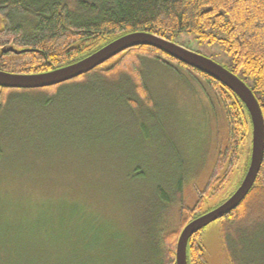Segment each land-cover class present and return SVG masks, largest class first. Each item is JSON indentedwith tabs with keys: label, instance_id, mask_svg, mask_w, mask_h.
Wrapping results in <instances>:
<instances>
[{
	"label": "rangeland",
	"instance_id": "1",
	"mask_svg": "<svg viewBox=\"0 0 264 264\" xmlns=\"http://www.w3.org/2000/svg\"><path fill=\"white\" fill-rule=\"evenodd\" d=\"M175 42L233 64L220 45L192 34ZM147 70L156 98L149 110L127 101L125 80L8 94L0 114V264H156L157 189L171 196L188 181L183 196L191 204V186L224 130L207 89L183 80L184 69ZM244 164L202 210L234 192ZM203 239L209 264H264V225L234 231L214 222Z\"/></svg>",
	"mask_w": 264,
	"mask_h": 264
},
{
	"label": "trees",
	"instance_id": "2",
	"mask_svg": "<svg viewBox=\"0 0 264 264\" xmlns=\"http://www.w3.org/2000/svg\"><path fill=\"white\" fill-rule=\"evenodd\" d=\"M0 23V70L27 75L74 64L131 33H149L174 43L179 35L192 34L200 44H218L225 50L233 62L226 68L251 88L264 116V0H0ZM147 64L178 66L185 70V76L179 73L183 80L202 84L210 103L219 109L224 130L210 148L209 168H204L200 177L199 171L193 175L192 181L198 177L201 181L191 183V204L183 196L188 181L182 180L171 196L161 188L156 191L162 205L156 264H176L182 230L211 209L207 206L202 210L206 200L223 190L222 183H228L242 162L244 178L251 157L252 124L248 110L234 92L149 46L129 49L69 82L125 80L132 91L127 101L136 109L149 110L155 106L156 98L149 84ZM11 91L14 90L0 88V114ZM171 209L178 210V214L169 219ZM219 221L223 230L234 231L238 227L264 225V160L246 199ZM204 232L205 229L189 241V264H209Z\"/></svg>",
	"mask_w": 264,
	"mask_h": 264
},
{
	"label": "water",
	"instance_id": "3",
	"mask_svg": "<svg viewBox=\"0 0 264 264\" xmlns=\"http://www.w3.org/2000/svg\"><path fill=\"white\" fill-rule=\"evenodd\" d=\"M139 46L156 48L226 86L245 105L252 124V149L248 170L235 192L220 206L192 220L182 230L176 247V264L188 263L190 239L237 209L252 190L264 160V116L251 88L225 66L157 35L137 32L120 37L82 60L40 74H12L0 70V88L33 90L55 87L94 71L119 54Z\"/></svg>",
	"mask_w": 264,
	"mask_h": 264
},
{
	"label": "flooded vegetation",
	"instance_id": "4",
	"mask_svg": "<svg viewBox=\"0 0 264 264\" xmlns=\"http://www.w3.org/2000/svg\"><path fill=\"white\" fill-rule=\"evenodd\" d=\"M220 205H221V204H219V205H216V204H215V205H213V206L209 205L208 207L211 206V209H210V210H212V209L217 208V207L220 206ZM208 207H207V208H208ZM210 210H208L207 212H209ZM207 212H206V213H207ZM198 217H199V216H198Z\"/></svg>",
	"mask_w": 264,
	"mask_h": 264
}]
</instances>
